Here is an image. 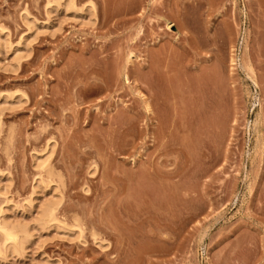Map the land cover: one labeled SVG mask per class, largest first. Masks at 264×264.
Here are the masks:
<instances>
[{
	"label": "rangeland",
	"instance_id": "1",
	"mask_svg": "<svg viewBox=\"0 0 264 264\" xmlns=\"http://www.w3.org/2000/svg\"><path fill=\"white\" fill-rule=\"evenodd\" d=\"M54 1L0 0V264H264V0H74L13 62Z\"/></svg>",
	"mask_w": 264,
	"mask_h": 264
},
{
	"label": "bare ground",
	"instance_id": "2",
	"mask_svg": "<svg viewBox=\"0 0 264 264\" xmlns=\"http://www.w3.org/2000/svg\"><path fill=\"white\" fill-rule=\"evenodd\" d=\"M73 1L74 0H57V1H54L52 4H49L50 2L47 3V4H49L45 8L47 19L44 21L35 22V20L30 18L27 14H24L22 16V21H23L24 26L26 27V30L19 36L18 40L16 41V45L14 47H10V48H12V52H13L12 61L14 62L15 60H17L18 58H20L23 55L22 51H24L28 47L31 40L33 38H35V34L38 32V30L40 31V29L42 30L43 28H46L47 25H49L48 20L51 19V14L54 11H56L58 8L63 10V11L71 10L73 12L72 13L73 18H84L85 17L84 20L86 22V19H87L86 14H92V12H93L92 6L88 5V6L76 8L73 4ZM167 27L169 28V26H167ZM43 30H45V29H43ZM6 36H7V34L2 33V30L0 29V46L3 49H6L9 46H12L8 42V39ZM9 67H10V69L11 68L14 69V68H16V65L11 63V64H9ZM21 98L22 97L20 95H18V96H16V95L15 96L3 95L2 96L3 103L7 104L8 106L17 105V104L21 103L23 101V100H21ZM2 108H0V115H1ZM43 150H45V152L43 154H41L39 156L35 155L33 157L34 158L33 159L34 160V166L39 168L42 171H45L47 174H49L50 171L47 169V160L49 158V152L51 151V145L46 144L45 149H43ZM95 171H96V166H92L91 168H89V176L93 175L95 173ZM45 185H47V182H44L43 178L41 176H38L34 180L33 192L36 189L44 188ZM50 188H51V192L53 191L52 192L53 194L50 193L51 196L48 198V200H46L39 207V210L37 212L38 215L34 221V229L36 226L37 227L38 226L39 227L44 226L45 224H48L52 220L56 219L55 218V211L57 209V206L60 203V196L58 193H55L57 191V188L55 185L51 186ZM83 190L85 192H87L88 189H87V187H84ZM5 193H6V189L3 187V192H0V195L4 196ZM32 199H33L32 197L29 198L28 202L30 204H31ZM29 206H31V205H29ZM3 219H4L3 217H0V231L3 235V245H2V247H3L2 251L4 252L3 254H9L10 255V253L11 254L17 253V251L19 249L23 248L22 245L26 242V239L28 240L29 234H30L29 233L30 229H28L29 227H26L25 225L24 226L20 225V224L12 225V223L9 224L6 221H4L5 219L4 220ZM66 234H68V233H66ZM71 234L68 236L73 237L75 235V238H80V235H81L80 231L79 232H73V233L71 232ZM97 244H98L100 249L107 247V245L104 242H97ZM5 258H6V256H5ZM53 264H56V262Z\"/></svg>",
	"mask_w": 264,
	"mask_h": 264
}]
</instances>
